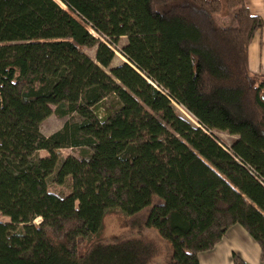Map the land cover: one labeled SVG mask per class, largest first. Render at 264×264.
<instances>
[{
    "label": "trees",
    "instance_id": "obj_1",
    "mask_svg": "<svg viewBox=\"0 0 264 264\" xmlns=\"http://www.w3.org/2000/svg\"><path fill=\"white\" fill-rule=\"evenodd\" d=\"M263 28L245 0H0V264H145L106 241L112 214L167 242L161 264H199L234 224L264 260Z\"/></svg>",
    "mask_w": 264,
    "mask_h": 264
},
{
    "label": "rangeland",
    "instance_id": "obj_2",
    "mask_svg": "<svg viewBox=\"0 0 264 264\" xmlns=\"http://www.w3.org/2000/svg\"><path fill=\"white\" fill-rule=\"evenodd\" d=\"M231 15L229 14L226 17L218 16V22L221 25L228 26L232 24ZM98 38L100 43L106 45L107 43L102 39ZM106 43V44H105ZM126 43V37L120 38L118 46L121 47ZM109 48V44L106 45ZM250 49V58H249V66L250 70L254 74H259V48L258 41L255 40ZM114 50V49H113ZM112 50V51H113ZM83 51L91 58H95V49L94 48H83ZM115 51V52H114ZM113 52L116 54V59L114 63L117 62H126V59L117 51ZM260 73H262L260 71ZM261 75V74H260ZM263 77V76H262ZM177 111L182 114L187 120H189L195 126H198L192 117H190L182 108L177 107ZM67 120V117L60 118L54 115L53 113L45 118L40 123V132L43 135H49L57 130H59L64 122ZM215 134L225 143L230 144L231 141L235 138L234 135L228 134L226 132H215ZM221 145V144H220ZM225 148V147H224ZM39 155L42 157L47 156V152L45 150H40ZM62 157H76L80 158L79 149L76 148H63L60 150ZM50 189L58 194H66L69 191L68 184L58 185L56 183H50ZM142 215V214H141ZM39 218L35 219L33 222L36 223ZM125 221V222H124ZM135 218H130L126 221V219H122L117 215H110L105 219V228H104V237H106V241L112 240L119 236L124 237L127 236L129 241H133L134 244L137 243V246L132 247L131 244H127L130 249H138L139 260H142L143 257L146 258L145 264H161L164 262L165 257L167 256L169 250L167 242L163 239L159 238L156 231L153 229L143 228L142 230H137L135 222ZM0 222H9V219L0 214ZM125 224V225H124Z\"/></svg>",
    "mask_w": 264,
    "mask_h": 264
},
{
    "label": "crops",
    "instance_id": "obj_3",
    "mask_svg": "<svg viewBox=\"0 0 264 264\" xmlns=\"http://www.w3.org/2000/svg\"><path fill=\"white\" fill-rule=\"evenodd\" d=\"M252 14L264 19V0H245ZM258 41L260 54L259 75L264 78V28L257 32L254 41ZM250 46V48H251ZM250 58V49H249ZM233 254L239 255L247 264H264L260 258V248L249 233L239 224H234L223 238L211 250L198 255L199 264H233Z\"/></svg>",
    "mask_w": 264,
    "mask_h": 264
}]
</instances>
